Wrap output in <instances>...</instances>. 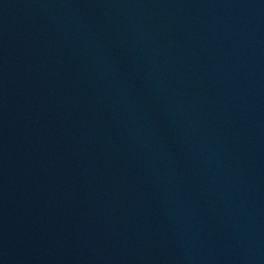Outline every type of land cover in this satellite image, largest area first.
I'll use <instances>...</instances> for the list:
<instances>
[{
	"label": "water",
	"instance_id": "95a60500",
	"mask_svg": "<svg viewBox=\"0 0 264 264\" xmlns=\"http://www.w3.org/2000/svg\"><path fill=\"white\" fill-rule=\"evenodd\" d=\"M0 264H264V0H0Z\"/></svg>",
	"mask_w": 264,
	"mask_h": 264
}]
</instances>
